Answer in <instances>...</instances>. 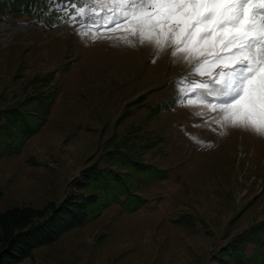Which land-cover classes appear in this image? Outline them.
<instances>
[{
	"label": "rangeland",
	"instance_id": "374dc122",
	"mask_svg": "<svg viewBox=\"0 0 264 264\" xmlns=\"http://www.w3.org/2000/svg\"><path fill=\"white\" fill-rule=\"evenodd\" d=\"M248 1L94 0L52 24L0 16V212L61 203L123 140L168 175L115 164L133 196L97 198L21 264H264V61L249 50L264 12Z\"/></svg>",
	"mask_w": 264,
	"mask_h": 264
},
{
	"label": "trees",
	"instance_id": "16d2710c",
	"mask_svg": "<svg viewBox=\"0 0 264 264\" xmlns=\"http://www.w3.org/2000/svg\"><path fill=\"white\" fill-rule=\"evenodd\" d=\"M94 0H0V16L23 15L52 24L59 17L71 20L77 11ZM61 15V16H60ZM3 20V19H2ZM138 143L140 134L135 135ZM127 140L105 154L109 168H102L98 162L83 169L79 176L69 183L71 193L59 204L48 203L43 209L13 207L0 212V264H21L33 257L35 250L57 242L64 234L81 226L85 220L86 207L96 206L97 198L102 206L109 205L115 197L120 201L122 194L133 196L131 190L122 192L126 187L128 173L115 171L113 166L126 168L132 163L150 178L167 180V173L151 165H145L125 151ZM125 144V145H123ZM145 145V144H144ZM153 146V145H152ZM127 158L117 163L116 157ZM140 159V158H138ZM155 174H158L156 176ZM118 189H121L118 191ZM105 192V193H104ZM103 193V195H101ZM136 198H140L137 197ZM247 234H240L232 240L238 246Z\"/></svg>",
	"mask_w": 264,
	"mask_h": 264
},
{
	"label": "bare ground",
	"instance_id": "6f19581e",
	"mask_svg": "<svg viewBox=\"0 0 264 264\" xmlns=\"http://www.w3.org/2000/svg\"><path fill=\"white\" fill-rule=\"evenodd\" d=\"M256 1V2H255ZM253 3H255L254 5H257L258 7V11L263 12V10H260L257 0H255ZM260 1V0H259ZM168 2H164L162 3V5L166 4ZM262 9H264V5L261 6ZM255 14H261L259 12H255ZM264 14V13H262ZM264 37V36H263ZM264 43V42H263ZM259 44L257 41H253V43L250 46V50L252 52V56H253V61L256 64V66H261L262 65V61H264V44ZM212 92H214V95L219 94V96H221V98L227 96V94L222 95L221 91L223 90V88L220 85H212Z\"/></svg>",
	"mask_w": 264,
	"mask_h": 264
}]
</instances>
